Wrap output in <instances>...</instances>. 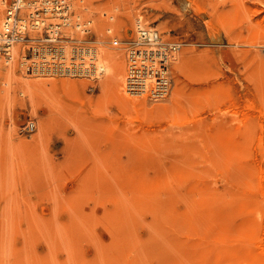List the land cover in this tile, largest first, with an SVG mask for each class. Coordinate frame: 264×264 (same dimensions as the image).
I'll use <instances>...</instances> for the list:
<instances>
[{
	"label": "rangeland",
	"instance_id": "rangeland-1",
	"mask_svg": "<svg viewBox=\"0 0 264 264\" xmlns=\"http://www.w3.org/2000/svg\"><path fill=\"white\" fill-rule=\"evenodd\" d=\"M68 3L56 39L0 52V264H264V0ZM98 46L125 53L122 87ZM154 49L169 91L133 94Z\"/></svg>",
	"mask_w": 264,
	"mask_h": 264
},
{
	"label": "bare ground",
	"instance_id": "bare-ground-1",
	"mask_svg": "<svg viewBox=\"0 0 264 264\" xmlns=\"http://www.w3.org/2000/svg\"><path fill=\"white\" fill-rule=\"evenodd\" d=\"M29 1L30 0H27V2H26V4H25V7H27L28 6V4H32V1L29 3ZM8 4V2H6V0H0V25H5V22H6V18L7 17H5V15H4V9H5V7H6V5ZM23 8V10H22V12H24V11H26L27 10V8ZM76 7V6H75ZM81 6H79L78 7V11L80 12L81 10L79 9ZM77 8V7H76ZM69 9H71V6H69ZM90 10V9H89ZM92 16V15H91ZM78 17L79 18H82V14H81V12L78 14ZM86 18V17H85ZM139 19V18H138ZM88 21H90V22H93V19H87ZM132 20V19H131ZM134 20V19H133ZM140 20L141 19H139V22H140ZM59 21H57L56 20V24L58 23ZM139 22H137L138 23V25H139ZM210 22H212V21H210ZM261 22V21H260ZM81 22H78L77 24L78 25H81L82 26V24H80ZM99 23V22H98ZM66 24H69V25H71V27H72V25H73V21L72 22H67ZM104 25V23L103 24H97L96 25V27L97 28H100V27H102ZM1 26V27H2ZM117 25H113L112 27H109L110 28V30L113 28V29H115V31H116V27ZM130 26V25H129ZM141 26H142V24H141ZM128 28V27H127ZM92 32V31H91ZM65 35V34H64ZM70 37H72L71 35H70ZM75 38H76V36H74ZM66 39V38H65ZM78 39V38H77ZM159 39V38H158ZM157 39V40H158ZM102 41V40H101ZM153 42H154V40H152ZM95 43V42H94ZM101 43H103V41L101 42ZM155 43V42H154ZM185 43H187V42H185ZM190 44V43H189ZM104 45V44H103ZM18 47H20L19 46V44H17V43H15L14 45H13V47H12V50H11V57H13L14 59L13 60H15V61H17L18 60V56H21V54H20V52H19V48ZM83 48V47H82ZM88 49V48H87ZM95 49V54H96V56H95V63H96V65H97V70H99L98 72L96 71V73H99V72H102V71H106V73H107V77H108V81L111 83V82H113V83H116L117 84V86L119 85H121V87H122V83H124L125 81H126V77H127V72H126V66H127V63H126V58H125V53L124 52H122V51H108L107 49H105V48H103V47H96V48H94ZM83 50V49H82ZM154 50H156V49H154ZM87 51V50H86ZM134 51H136V50H134ZM74 52V51H73ZM94 52V51H93ZM143 51L141 50V53H142ZM89 53H90V51H89ZM157 52H155V54H154V56H153V58L152 59H150V60H146L145 62H142V63H140V62H138V60H137V55H136V57L134 58V59H136V62L134 63V64H137V66H144V67H152V69H153V72L152 71H147V74H144V72H145V70L146 69H142V70H140L141 71V76L140 77H138L137 79H134V78H132V81L129 83V85H127V89L129 88V90L128 91H131L133 94H145V93H150V94H156V95H160V96H162V94H165V93H167L169 90H168V84L167 85H165V84H162V83H164L165 81H166V77H165V79L164 78H162V76H161V70H163L162 68H161V63H160V61H161V57H163L164 56V54L163 53H161V54H156ZM160 56V57H159ZM84 57V56H83ZM90 58H92V57H90ZM9 60V59H8ZM189 60H190V56H187V55H179L178 53H174V56L172 55V57H171V60L170 59H168L167 58V61L168 62H171V65L172 66H170L169 67V70L168 71H170V72H168V74H170L171 72H174V73H176V78L178 79V74H179V71H183V69H184V66H186L187 65V63L189 62ZM9 63H10V61H9ZM10 65H11V68L12 67H14L13 66V62L12 63H10ZM131 65H133V63H131ZM5 65H3V67H4ZM6 67V66H5ZM11 68H8V69H11ZM63 69V68H62ZM80 69V68H79ZM95 70V69H94ZM192 73H193V71H191ZM189 73H190V71H189ZM144 74V75H143ZM201 74V73H200ZM163 75V74H162ZM220 76V75H219ZM218 76V77H219ZM130 79V78H129ZM162 80V81H161ZM69 81V80H68ZM127 81H128V78H127ZM126 81V82H127ZM72 82H73V80H72ZM162 82V83H161ZM29 88V87H28ZM121 89L122 88H120V87H118V90H119V92L121 91ZM123 89H124V86H123ZM126 89V90H127ZM174 92H177V89L176 90H174ZM254 92V91H253ZM121 93V92H120ZM120 100V99H119ZM124 101H125V99H123ZM130 102H133L132 100H130ZM252 105H254V104H252ZM255 106V105H254ZM147 107V106H146ZM226 107V106H225ZM259 107V109H260V106H258ZM255 108V107H254ZM143 110V109H142ZM172 110H173V108H172ZM262 110V109H261ZM261 110H260V112H261ZM209 111V110H208ZM263 112V111H262ZM254 114V113H253ZM263 114H264V112H263ZM198 115V114H197ZM130 116H131V114H130ZM199 116V115H198ZM133 117V116H132ZM201 117V116H200ZM133 118H135V117H133ZM136 118H138V117H136ZM141 118V117H140ZM193 118V117H192ZM192 118H190V119H192ZM195 118V117H194ZM193 118V119H194ZM259 118V117H258ZM187 119V118H186ZM161 121V120H160ZM181 121V120H180ZM190 121V120H189ZM192 121V120H191ZM261 120H258V122H260ZM173 122V121H172ZM184 122H185V120H184ZM243 122V121H242ZM263 123H264V121H262ZM150 123V122H149ZM161 123V122H160ZM263 123H261V124H263ZM151 124V123H150ZM260 124V125H261ZM162 126V125H161ZM264 126H262V128H263ZM182 129H183V127H182ZM234 131V130H233ZM160 133V132H159ZM230 134V133H229ZM263 134V133H262ZM260 138H261V136H260ZM262 139V138H261ZM260 140V139H259ZM261 141H259V143H260ZM264 144V143H263ZM166 147V146H165ZM169 147V146H168ZM209 152V151H208ZM189 153V152H188ZM195 154V153H194ZM264 156V155H263ZM141 157H142V155H141ZM202 158V157H201ZM208 158V157H207ZM192 159V158H191ZM262 160V159H261ZM168 161V160H167ZM215 167H217V166H215ZM261 169H263L262 167H261ZM208 172V171H207ZM262 175V174H261ZM262 177V176H261ZM222 178V177H221ZM225 178V177H224ZM227 179V178H226ZM261 191V190H260ZM259 191V192H260ZM256 194V193H255ZM162 195V194H161ZM170 195V194H169ZM238 195V194H237ZM236 197V196H235ZM148 198V197H147ZM226 198V197H225ZM252 198V197H251ZM149 199V198H148ZM177 200V199H176ZM163 207V206H162ZM154 212V211H153ZM176 212V211H175ZM12 213V212H11ZM178 213V212H177ZM233 213V212H232ZM154 214V213H153ZM25 217H27V216H25ZM229 217V216H228ZM225 219V218H224ZM51 223V222H50ZM13 225H14V223H13ZM38 225V224H37ZM251 226V225H250ZM53 227V226H52ZM67 227V226H66ZM65 227V228H66ZM254 227V226H253ZM64 228V229H65ZM68 228V227H67ZM138 227H136V229H137ZM239 228V227H238ZM241 228V227H240ZM256 228V227H255ZM135 229V230H136ZM241 229H244V228H241ZM66 231H67V229H66ZM245 231V230H244ZM249 231V230H248ZM3 233V232H2ZM26 233V232H25ZM55 234V233H54ZM53 239V238H52ZM261 239H264V238H261ZM203 241H205V240H203ZM54 242V241H53ZM26 243V242H25ZM126 243V242H125ZM234 243V242H233ZM257 246V245H256ZM136 251H138V250H136ZM138 254V253H137ZM145 254V253H144ZM13 263V262H12Z\"/></svg>",
	"mask_w": 264,
	"mask_h": 264
},
{
	"label": "built area",
	"instance_id": "built-area-1",
	"mask_svg": "<svg viewBox=\"0 0 264 264\" xmlns=\"http://www.w3.org/2000/svg\"><path fill=\"white\" fill-rule=\"evenodd\" d=\"M31 1L32 4H28V6H31L33 10L29 12V16L23 15L24 12H22L27 0H13L7 10L6 22L5 25H3V29L0 31V52L6 54L7 59L11 58V50L13 45L16 42L25 39L26 32L29 31L30 28L46 29L49 40H53L57 38L61 27L68 21V0H30L29 3ZM52 16L58 17L60 21L57 24L54 22L48 23L47 19ZM139 33L140 38L144 42L156 43L160 40L159 32L157 30L153 31L141 27L139 29ZM152 40H154V42ZM151 51L154 52L155 50ZM156 51L159 54L162 53L161 51ZM165 59L166 58L162 59V61H165ZM135 62L136 59H133V65L130 69V81H132V78L137 79L138 77H140V70L142 69H146L144 74H147V71L153 72L152 67L140 68L139 66H137V64H134ZM161 76L164 79L166 77L163 71H161ZM162 84H168L167 78L166 81Z\"/></svg>",
	"mask_w": 264,
	"mask_h": 264
}]
</instances>
